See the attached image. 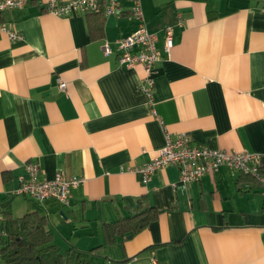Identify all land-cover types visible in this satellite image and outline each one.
<instances>
[{
	"label": "crops",
	"instance_id": "crops-1",
	"mask_svg": "<svg viewBox=\"0 0 264 264\" xmlns=\"http://www.w3.org/2000/svg\"><path fill=\"white\" fill-rule=\"evenodd\" d=\"M46 1L0 15L22 37L0 33V245L8 240L1 211L8 204L13 220L44 217L72 264H264L260 1L142 0L161 55L150 97L142 66L120 67L116 53L101 50L134 31L130 2L117 0V15L58 18ZM168 26L174 45L166 54ZM166 134L257 154L260 176L221 168L183 185L169 166L144 181L135 169L165 146ZM28 162L40 179L62 174L85 183L68 206L37 203L16 194ZM149 209L155 219L138 226Z\"/></svg>",
	"mask_w": 264,
	"mask_h": 264
},
{
	"label": "built area",
	"instance_id": "built-area-1",
	"mask_svg": "<svg viewBox=\"0 0 264 264\" xmlns=\"http://www.w3.org/2000/svg\"><path fill=\"white\" fill-rule=\"evenodd\" d=\"M127 1L131 3L130 12L135 23L134 31L118 39L114 47L105 42L101 50L105 57L116 53L120 67L133 69L136 66H142L147 74L142 91L150 97L154 85L152 76L161 58L157 49V37L147 31L142 0ZM259 1L264 9V0ZM25 4L26 0H0V15L8 11L21 10ZM45 4L46 12L58 18H68L80 11H95L100 6L105 16L119 14L117 0H71L68 2L47 0ZM173 30L171 26L163 30L164 53L166 54L170 53L174 45ZM0 33L6 34L13 41L22 39L21 35L7 24H0ZM58 87L64 92L67 85L62 80H58ZM165 137L166 144L157 155L149 163L135 169V173L141 174L144 181H147L158 170L169 166L178 168L179 182L183 185L199 182L203 176L215 173L221 168L255 178L260 176L261 158L257 154L203 148L194 145L190 137L184 134L175 138L166 134ZM25 173L16 194L28 197L40 204L47 200H54L63 206H68L71 191L85 183L83 177L65 178L62 174H56L52 180L40 179L39 166L32 162L25 165Z\"/></svg>",
	"mask_w": 264,
	"mask_h": 264
},
{
	"label": "trees",
	"instance_id": "trees-1",
	"mask_svg": "<svg viewBox=\"0 0 264 264\" xmlns=\"http://www.w3.org/2000/svg\"><path fill=\"white\" fill-rule=\"evenodd\" d=\"M88 12L102 14L103 10L100 6L97 10ZM259 170L261 173V167ZM151 210L145 211L139 217L138 226L155 219V215L149 214ZM1 211L8 235V240L0 245V259L4 264H72V252H59L44 217L32 218L26 215L19 220H13L8 204L3 205Z\"/></svg>",
	"mask_w": 264,
	"mask_h": 264
}]
</instances>
